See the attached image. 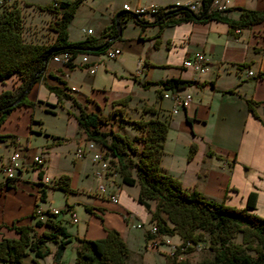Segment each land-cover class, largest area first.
<instances>
[{
    "label": "crops",
    "instance_id": "1",
    "mask_svg": "<svg viewBox=\"0 0 264 264\" xmlns=\"http://www.w3.org/2000/svg\"><path fill=\"white\" fill-rule=\"evenodd\" d=\"M173 1L175 0H133L127 3L163 5ZM226 5L229 8L224 14L237 17L239 6L264 8V0H227ZM119 10H123L118 16L121 30L119 37L111 43L120 50L136 53L138 59L143 61L139 68L134 72L128 71L127 74L125 71L124 75L116 74V65H110L100 51L95 50L76 51L71 56V66L49 58L27 90L26 98L33 103L15 104L0 122V132L15 135L13 141L0 139V182L4 178L2 165L12 149H17L20 154L25 152L27 158L29 153L37 151L44 155L42 166L36 168L27 161L19 168L20 176L17 181L11 185H0V235H16V231L8 225L12 221L20 223L33 219L30 213L34 201H37L36 195L40 193L41 184L50 182L59 173H67L73 190L64 192V202L70 216L72 210L75 215L77 212L79 214L73 224L64 221L62 215L59 216L70 239L73 235L103 236L106 227H114L126 241L127 259L130 262L142 260L146 264H169L165 260V252L169 246L166 240L157 248L145 246V225L149 220V211L136 199L137 187L129 190L122 184H130L120 181L117 176L111 178L106 171L96 175L97 163L90 157L89 166L78 163L79 158L75 156L71 159L72 169L62 167L56 170L54 166H50L52 163L55 165L61 156V152L55 148L63 143V138L72 139L78 144L84 136L78 127L73 113L76 107L71 105L70 98H67L70 106V111L66 114L68 126L62 133L42 132L35 117V109L41 105L44 110H53L46 103H56L57 95L48 85L65 90L69 83V70L77 66L83 67L78 63L83 53H87L90 58L98 57L96 68L108 73L110 83L108 87L94 85L95 81L91 79L88 89H80L74 85L75 88L70 90L77 91L72 95L77 101L84 104L87 110L100 111L103 106L113 105V99L126 95L130 99L134 90H139L141 93L137 97L141 102L157 105V115L168 123L163 140L164 151L160 157L162 168L175 176L181 185L195 187L208 198L233 205H242L247 192L253 189V210L264 216V19L241 25L236 30L226 20L217 18L182 19L159 24L153 13L144 12L137 14L148 20L141 28L134 15L125 10L122 3L121 7L108 12L107 18L92 35L101 34ZM128 24L135 29L127 31L125 28ZM82 37L72 38L68 35L69 39ZM134 40L138 41L136 45L133 44ZM149 45L153 49L147 58L143 57V52ZM198 50L203 51L207 58L206 67L202 70L183 62L186 55L190 56ZM96 68L90 73H94ZM248 68L252 73H247ZM169 76L193 78V81L184 86L168 87L149 82ZM17 81L15 73L7 75L0 79V89L12 87ZM163 90L188 91L191 97L182 109L177 108L171 113L170 107L175 101L171 95H162ZM67 92L71 94V91ZM150 92L153 93L152 99L148 97ZM247 98L251 99V106ZM163 108L169 109L168 115H163ZM143 114L145 117L153 115L148 111ZM41 132L44 137L40 150H37L29 145L30 136ZM52 134L60 135L59 139L55 140ZM191 143H194V149L189 154ZM89 172L92 173L93 180L84 182L83 175L87 177ZM112 181L116 184L117 201H111L107 197ZM45 196L44 189L43 197ZM78 204L82 208L78 209ZM128 213L132 216L128 217ZM70 216L68 218L72 219ZM135 220H141L144 225H132L131 222ZM163 238L171 242L180 240L176 233L163 234ZM61 254L53 256L49 264H70L64 262Z\"/></svg>",
    "mask_w": 264,
    "mask_h": 264
},
{
    "label": "trees",
    "instance_id": "2",
    "mask_svg": "<svg viewBox=\"0 0 264 264\" xmlns=\"http://www.w3.org/2000/svg\"><path fill=\"white\" fill-rule=\"evenodd\" d=\"M79 1L81 0H65L58 6L47 3L56 10V16L48 22L53 29L50 39H35L22 32L19 8L14 1L1 8L0 79L15 73L18 81L12 87L0 89V122L15 104L33 103L26 98L27 90L52 53L68 49L72 56L78 50H88L86 46L101 44L95 50L100 51L119 37V34L111 37L117 32L114 14L101 34L95 36L89 33L82 38L69 39L67 23ZM228 8L225 6L218 9L204 4L194 10L184 4H175L153 14L159 24L182 19L217 18L226 20L231 27H239L264 19V8L239 6L237 17L225 15L224 11ZM133 15L141 28L148 23L147 19ZM117 22L120 27L119 17ZM67 65L71 66L70 60ZM191 81L193 78L169 76L149 82L168 87L184 86ZM48 87L56 92L57 101L60 96L70 98L71 104L76 107L73 113L79 129L86 139L94 140L104 154H111L108 157L111 162L116 163L120 181L137 185L135 197L149 211V220L155 221L157 230L163 234L176 233L180 244L188 241L183 249L201 245L210 250V254L202 255L194 261L170 257L169 264H264V216L253 210L255 191L251 189L247 192L242 205H233L208 198L195 187L187 188L175 176L166 172L160 165V157L164 151L163 140L168 123L157 115V105L142 104L141 110L153 115L132 118L138 132L130 136L112 127L101 128L107 120L105 113L87 110L69 92L52 85ZM18 94L19 98L13 102ZM128 97L122 96L111 102L113 105H120V109L126 104ZM247 101L250 105L251 99L247 98ZM187 119L190 117L187 116ZM52 137L58 140L60 135L52 134ZM0 139L13 141L15 135L0 132ZM193 149L194 143H191L189 154ZM4 184L11 185L7 181ZM46 184L60 187L64 191L73 190L67 173H59ZM39 191L36 197L44 199V188L41 187ZM36 204L38 202L35 200L34 205ZM54 214L55 212L46 211L44 217L39 218L31 211V221H12L8 226L16 231V235H0V264L6 260L19 262L28 250H32L37 256L43 255L47 251L44 246L46 238L55 240L53 255L59 256L70 238L61 219ZM37 227H40L39 231ZM76 239L75 254L70 264H146L142 260L130 262L127 259L126 241L114 227H106L103 236H76ZM33 261L38 264L35 257Z\"/></svg>",
    "mask_w": 264,
    "mask_h": 264
},
{
    "label": "rangeland",
    "instance_id": "3",
    "mask_svg": "<svg viewBox=\"0 0 264 264\" xmlns=\"http://www.w3.org/2000/svg\"><path fill=\"white\" fill-rule=\"evenodd\" d=\"M123 1L131 3L133 0H81L76 5L74 9V13L72 14L70 20L67 23V33L70 37H78V36H85L89 33H96L99 25L107 18L108 12L111 9H117L121 7ZM16 5L19 8V14L21 16V29L22 32L30 37L35 39H46L53 35V29L49 27L48 22L53 19L55 16L56 10L49 7L47 3L50 0H14ZM90 26L92 29L90 32H86L81 30V27ZM127 31H132L135 29L134 26L128 24L125 28ZM136 45V42L134 40ZM139 44V43H138ZM153 49L151 45L144 50L143 57H148V53ZM101 55L107 59L110 65L115 66V73H122L124 75L125 71L126 74L128 71L134 72L136 68H139L143 61L138 59L136 53L128 50H120L119 53L114 57H109L105 55L103 50H100ZM141 56V57H142ZM122 59L119 63L118 61ZM68 66V65H67ZM97 69V68H96ZM68 71V70H67ZM113 71V70H112ZM111 71V72H112ZM93 74V75H92ZM108 73H104L100 71L98 68L94 73H90L85 67H75L72 70H69L67 74V80L69 83H73V85L78 86L77 88L80 89H88L90 88V81L94 79V85H104L108 87L109 77ZM93 76V77H92ZM66 84L65 90L71 91V95H75L77 91L70 90L69 85ZM56 94V92L54 91ZM139 90H134L131 94L132 96L129 99V102H126V105L122 106L120 109V105H111L108 104L103 106L100 109L101 112L107 115V120L105 123L101 125V128L107 129L112 127L114 129H119L121 131L126 132L128 135H133L134 133L138 132V127L133 123L132 118L143 117L144 111L141 110V106L143 102L137 97L140 95ZM149 99H152L153 93L150 92ZM57 95V94H56ZM67 96H60V100L56 103H46V106L51 107L53 110H44L41 105L37 106L35 109L36 112V119H38V125H40L41 131L46 132H64L68 126L66 120V114L70 111V106L67 103ZM72 105V104H71ZM178 109H182V105H177ZM168 108H163L162 113L163 115H168L170 111ZM171 113H173L171 111ZM32 133L30 136L29 145L37 150H40V146L44 137L43 133ZM51 136V135H50ZM22 139H25V136H22ZM83 140V139H82ZM63 143L56 146V150L61 152V156L58 162L54 165L53 163L50 164L51 167L54 166L56 170L64 167L63 169H72V157H78L79 159L77 162H81L86 166L90 164V158L87 154L85 155H75L74 148L77 144L72 139H62ZM98 146V144H97ZM64 154V155H63ZM111 155V154H108ZM78 165V164H77ZM76 166H73L75 168ZM92 173L89 172L87 177L83 175L84 182H88L93 180ZM119 178V176L117 175ZM52 179V178H51ZM87 179V180H86ZM41 186L46 191V196L44 199H40L37 197V202L41 205L42 208H50L56 207L58 209L55 212L54 216L59 217L63 216L64 221L73 224L74 221L69 219L70 216L69 209L66 207L64 202V190L57 186H50L45 184H41ZM122 186L126 187L129 190H134L137 185H125ZM82 208V205L78 204V209ZM81 211V210H80ZM76 216L79 217L78 212ZM71 217V216H70ZM40 227H37V231H39ZM71 239L68 240L63 248L61 257L66 263H71L74 254H75V247H76V236H70ZM238 238V236H237ZM180 241V240H179ZM176 243L177 247L172 252H168V248L166 249V256L165 260L168 262L170 257H174L175 259L178 258H185L189 261H194L205 254H210V250L206 246L197 245L190 249H183L186 244ZM186 242V241H185ZM55 240L51 238H46L44 240V246L47 248V251L40 256H37L33 253L32 250H28L26 254L23 255L21 261L19 262H12L9 260L3 261L2 264H35L33 261V257L36 258L38 264H49L52 262L53 250L55 248ZM169 247V246H168ZM157 248V247H155Z\"/></svg>",
    "mask_w": 264,
    "mask_h": 264
},
{
    "label": "built area",
    "instance_id": "4",
    "mask_svg": "<svg viewBox=\"0 0 264 264\" xmlns=\"http://www.w3.org/2000/svg\"><path fill=\"white\" fill-rule=\"evenodd\" d=\"M14 0H0V10L3 6L12 3ZM62 1L65 0H50V3L53 6H58ZM227 0H175L173 2H169L163 5H159L156 3H148V4H141V3H134L129 4L127 2H123V7L125 10H127L130 13L133 14H139L144 12L149 13H155L158 12L160 9H167L169 7L174 6L175 4H184L188 7L194 9V8H200L202 5L206 4L207 7H215L218 9H221L226 5ZM171 3V4H170ZM56 16V14H55ZM236 30H239L238 27L235 28ZM81 30L90 32L91 27H81ZM50 39V37H49ZM120 51V48L112 43L108 44L104 49L103 52L105 55L109 57L116 56ZM50 58L53 60H56L58 62H61L65 65H67V61L71 59V53L68 49H61L51 54ZM206 55L203 51H195L193 54L186 55V57L183 59V62L191 65L193 68L197 70H202L206 67ZM99 58H90L87 53H83L80 56V59L78 63L85 67L89 72H93L97 66ZM66 72V70H65ZM247 73H252V70L250 68L247 69ZM74 85H69V89H74ZM162 95H171L175 101L174 104L170 107V111L174 112L177 109V105L184 106L189 101L191 94L188 91L185 92H178V91H167L163 90ZM103 149L100 148V146H97V143L94 140L86 139V137L83 136V140L79 142L75 149L74 153L75 155H89V157L97 163V169L95 171L96 175H100L103 171H106L111 178L114 176H117L118 170L116 167L115 162H111L109 160L108 154L103 153ZM27 154L23 152L20 154V151L17 149H12L10 153L8 154L7 160L2 165V170L4 173V178L1 181L2 184H4L6 181L10 184L17 181L19 175V168L25 164L27 161L33 163V165L38 168L42 166L44 162V155L42 152H32L29 153V157L27 158ZM46 179V177H44ZM115 182L112 181V188L107 193V197L111 201H117V191L115 189ZM32 211L35 214V217L43 218L46 214V211L48 212H57L58 209L56 207H48V208H42L41 205L38 203L33 206ZM128 217H131L132 215L130 213L127 214ZM71 218L72 220H76V215L74 211H71ZM134 226H143V222L141 220H135L131 222ZM145 246L149 248H155L157 247L161 242L166 240V242L169 244L168 252L172 253L177 245L174 242L168 241L167 239L163 238V233L159 232L156 227V223L154 220H148L147 224L145 225ZM188 243L186 241L184 244Z\"/></svg>",
    "mask_w": 264,
    "mask_h": 264
},
{
    "label": "water",
    "instance_id": "5",
    "mask_svg": "<svg viewBox=\"0 0 264 264\" xmlns=\"http://www.w3.org/2000/svg\"><path fill=\"white\" fill-rule=\"evenodd\" d=\"M123 10H119L116 14H115V23H116V26H117V32L116 34L112 35L111 37H114L115 35L119 34L120 33V27L118 25V22H117V18L119 16V14L122 12ZM101 45V44H100ZM100 45H91V46H86V49L88 50H96ZM29 85V84H28ZM27 85V86H28ZM20 94H18L17 96H15V98L13 99V102H15L18 98H19Z\"/></svg>",
    "mask_w": 264,
    "mask_h": 264
}]
</instances>
